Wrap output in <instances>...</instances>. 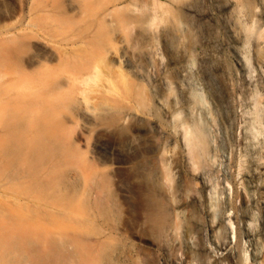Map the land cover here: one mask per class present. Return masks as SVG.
<instances>
[{"label":"rangeland","instance_id":"374dc122","mask_svg":"<svg viewBox=\"0 0 264 264\" xmlns=\"http://www.w3.org/2000/svg\"><path fill=\"white\" fill-rule=\"evenodd\" d=\"M112 1L0 0V46L27 47L25 66L40 56L53 67L61 55L92 58L84 75L66 63L53 74L72 85L58 120L64 145L78 149L66 169L85 199L70 219H51L24 205L45 204L31 186L7 188L0 177V228L12 218L26 235L39 227L11 260L264 264V51L243 33L251 18L254 30L264 27V1L234 17L223 12L227 0H126L122 14ZM23 71L6 63L0 77L22 81ZM229 214L232 242L220 227Z\"/></svg>","mask_w":264,"mask_h":264},{"label":"bare ground","instance_id":"6f19581e","mask_svg":"<svg viewBox=\"0 0 264 264\" xmlns=\"http://www.w3.org/2000/svg\"><path fill=\"white\" fill-rule=\"evenodd\" d=\"M257 1L227 0L223 4L222 9L230 17L236 16L235 13H237L238 8L249 9L255 13ZM112 2L117 7L115 8L118 9L119 14L120 12L122 14L129 10L130 1L127 3L126 0H113ZM240 12L238 13L241 18L243 16H241ZM245 22L246 28L243 32L244 35L252 34L259 52L264 51V27H259L254 30L255 19L253 18ZM233 26H237V23L236 25L234 23ZM229 48L233 50V58L239 67L240 77L246 83L248 79L246 78V64L244 59L241 53L235 48L231 46ZM27 51V47L19 51L18 49L8 48L4 45L0 46V67L4 66V64L6 65V63L20 64L24 70L23 75L25 77L21 78L22 81L16 80L17 83L14 80L12 82H2V77H0V177L7 179L6 184H4L7 188L14 185H25L28 187L31 186V188L38 192L45 201V204H24L29 208L31 207L35 213L51 219H59L60 217L70 219L71 215L69 212L73 209L71 207L75 206L74 208H79L77 206H79L80 201L84 200L85 197L83 196L84 199H82L81 194H78L76 191L77 184L72 182V175L66 169V165L69 164V161L73 157L75 158L78 149L75 145H64L66 132L58 120V115L61 109L70 100L74 99L70 98L66 90L72 86L71 82L69 80L60 82L57 78H53V74L56 73L55 71L60 65L66 63L68 69L72 72L84 75L90 71L91 64L89 63L92 58L91 56L80 58L83 56L78 55L80 56L78 57L75 54L76 57L72 56L73 58L69 61L66 57L67 55L64 58L61 55L59 60L57 59L59 61L58 67L56 65L53 67L50 66L54 65L51 64L54 61L53 59L48 60L40 56L31 59L27 66H25L20 57L21 54H25ZM49 63L50 65H47ZM257 64L260 68L264 69V58H258ZM26 80L32 81L30 83ZM21 82H24L27 88L24 91H20L21 93L14 94V91H17L16 84L18 86ZM189 134H186V137L188 139L191 138L190 142L192 145L190 146L192 149H195V144H193L194 139H192L193 135ZM103 149L111 154L116 153L115 149ZM262 198H264V193ZM4 203H7V201H4ZM82 203L81 205L85 204L84 201ZM7 206L10 205H5V207ZM67 210H69L68 213ZM221 221L220 227L223 228L226 226L230 231V241H234L237 234L234 231V223L231 215H226ZM18 223L17 219L12 218L6 226L4 225L0 228V264H15L11 260L13 250L32 245L31 240L34 238L32 235L34 232L39 231V227L31 223L28 226L32 227V230L26 235V229ZM26 223L28 224L29 220ZM239 237L241 238L242 236ZM47 243V246L50 245V247L48 246L49 248L47 247L48 249L53 250L56 248L57 244L55 245L51 238ZM82 247L84 249L81 250L80 254L82 255L84 252L87 262H89L88 256L91 255L89 253H93L94 250L91 244L82 245ZM83 258L80 260L82 263H86V259L84 260ZM57 262L54 264H57Z\"/></svg>","mask_w":264,"mask_h":264}]
</instances>
